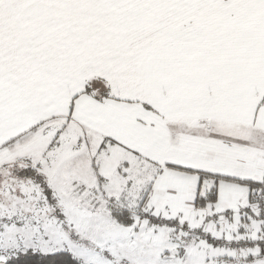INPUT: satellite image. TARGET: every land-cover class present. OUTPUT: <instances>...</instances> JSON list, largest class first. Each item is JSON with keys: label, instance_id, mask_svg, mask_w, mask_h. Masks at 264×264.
<instances>
[{"label": "snow or ice", "instance_id": "snow-or-ice-1", "mask_svg": "<svg viewBox=\"0 0 264 264\" xmlns=\"http://www.w3.org/2000/svg\"><path fill=\"white\" fill-rule=\"evenodd\" d=\"M0 264H264V0H0Z\"/></svg>", "mask_w": 264, "mask_h": 264}]
</instances>
